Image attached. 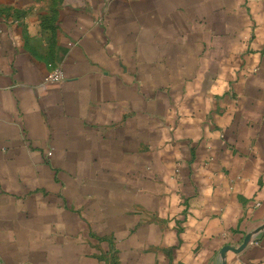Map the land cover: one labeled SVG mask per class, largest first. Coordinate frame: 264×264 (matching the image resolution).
Segmentation results:
<instances>
[{"label":"crops","instance_id":"crops-1","mask_svg":"<svg viewBox=\"0 0 264 264\" xmlns=\"http://www.w3.org/2000/svg\"><path fill=\"white\" fill-rule=\"evenodd\" d=\"M0 264H264V0H0Z\"/></svg>","mask_w":264,"mask_h":264},{"label":"built area","instance_id":"built-area-1","mask_svg":"<svg viewBox=\"0 0 264 264\" xmlns=\"http://www.w3.org/2000/svg\"><path fill=\"white\" fill-rule=\"evenodd\" d=\"M62 78H63V73H62V71L59 68H56L47 77V79H49V80H56V81H58V80H60Z\"/></svg>","mask_w":264,"mask_h":264},{"label":"water","instance_id":"water-1","mask_svg":"<svg viewBox=\"0 0 264 264\" xmlns=\"http://www.w3.org/2000/svg\"><path fill=\"white\" fill-rule=\"evenodd\" d=\"M249 240H250V236L248 235L247 238L245 239L244 243L242 244V246L237 248V247H234V246H231V245H226V246H224L222 252L225 253L228 249H233V250H236V251H240L242 248H244L247 245Z\"/></svg>","mask_w":264,"mask_h":264}]
</instances>
